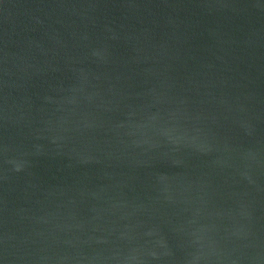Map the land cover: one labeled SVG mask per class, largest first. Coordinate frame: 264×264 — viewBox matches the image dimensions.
Instances as JSON below:
<instances>
[{
    "label": "water",
    "instance_id": "water-1",
    "mask_svg": "<svg viewBox=\"0 0 264 264\" xmlns=\"http://www.w3.org/2000/svg\"><path fill=\"white\" fill-rule=\"evenodd\" d=\"M0 264H264V0H0Z\"/></svg>",
    "mask_w": 264,
    "mask_h": 264
}]
</instances>
